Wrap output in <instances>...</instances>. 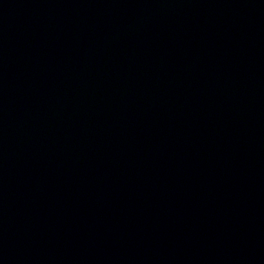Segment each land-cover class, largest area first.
<instances>
[{
  "label": "water",
  "instance_id": "water-1",
  "mask_svg": "<svg viewBox=\"0 0 264 264\" xmlns=\"http://www.w3.org/2000/svg\"><path fill=\"white\" fill-rule=\"evenodd\" d=\"M0 264H264V0H0Z\"/></svg>",
  "mask_w": 264,
  "mask_h": 264
}]
</instances>
